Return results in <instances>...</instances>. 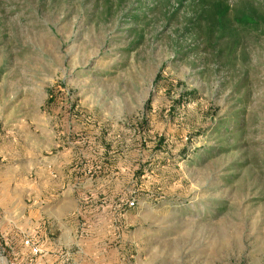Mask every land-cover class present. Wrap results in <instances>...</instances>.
Listing matches in <instances>:
<instances>
[{
  "label": "rangeland",
  "instance_id": "rangeland-1",
  "mask_svg": "<svg viewBox=\"0 0 264 264\" xmlns=\"http://www.w3.org/2000/svg\"><path fill=\"white\" fill-rule=\"evenodd\" d=\"M104 259L264 264V0H0V264Z\"/></svg>",
  "mask_w": 264,
  "mask_h": 264
},
{
  "label": "crops",
  "instance_id": "crops-1",
  "mask_svg": "<svg viewBox=\"0 0 264 264\" xmlns=\"http://www.w3.org/2000/svg\"><path fill=\"white\" fill-rule=\"evenodd\" d=\"M47 210V209H46ZM77 223H73V226L71 225V223L69 224L68 222L67 223H63L59 226L56 225V228L54 227L53 229H57V227H59V230L62 231V232H59L58 234V238L57 240L59 241L60 245H55V242L53 241V239L51 240L50 238H48V240L45 239L44 241V248L47 250L48 252V255H47V261H50V262H55L57 259H59V255L57 254V251L62 247H66L65 245H70L71 243H74V238H73V233L75 232V228L77 225ZM16 227V226H15ZM19 228V227H18ZM17 228V229H18ZM20 230H22L21 228H19ZM80 229V228H79ZM23 231V230H22ZM17 232V231H16ZM16 232L14 230V235L11 234L10 237H13L12 241L15 242L17 241L19 238L17 237L18 235L19 236H23L21 234H18L16 235ZM25 233V231H23ZM42 233V232H41ZM15 236V237H14ZM82 236V235H81ZM43 237L45 238V235L43 234ZM20 241V240H19ZM23 241V240H22ZM96 240H92L90 242V244H88L89 246L85 245L86 247V250L90 251V252H93L94 249L96 250L98 247H94L93 243L95 242ZM85 244V243H84ZM79 249H83L81 246H78ZM102 248V247H101ZM113 253H118L116 251V247H114L113 249H110ZM24 251V250H23ZM80 254H78L77 256L78 257H82L83 256V252H79ZM31 254V253H30ZM45 262V261H44ZM90 264H110L109 262L106 261V259L98 262V261H92Z\"/></svg>",
  "mask_w": 264,
  "mask_h": 264
},
{
  "label": "trees",
  "instance_id": "trees-1",
  "mask_svg": "<svg viewBox=\"0 0 264 264\" xmlns=\"http://www.w3.org/2000/svg\"><path fill=\"white\" fill-rule=\"evenodd\" d=\"M228 9V8H227ZM219 19L220 17L221 18H224L227 16V10H221L219 12ZM259 18H257L256 15H252V14H249V13H242V15H236L234 17V21L235 22H242V23H245L247 25H250V24H256L258 22ZM221 22V21H220ZM22 247H23V250L26 251L27 253H31V248L29 246H24L22 244Z\"/></svg>",
  "mask_w": 264,
  "mask_h": 264
},
{
  "label": "built area",
  "instance_id": "built-area-1",
  "mask_svg": "<svg viewBox=\"0 0 264 264\" xmlns=\"http://www.w3.org/2000/svg\"><path fill=\"white\" fill-rule=\"evenodd\" d=\"M131 205H133V202H131ZM80 233H85V231L81 230ZM23 241L24 244L29 246L31 248V253L36 254L40 251L38 245L42 242V240H38V238H30L28 234L23 232ZM40 242V243H39Z\"/></svg>",
  "mask_w": 264,
  "mask_h": 264
}]
</instances>
